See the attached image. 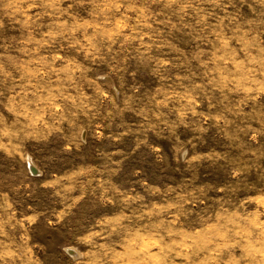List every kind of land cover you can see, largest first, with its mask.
I'll return each mask as SVG.
<instances>
[{"label":"rangeland","instance_id":"obj_1","mask_svg":"<svg viewBox=\"0 0 264 264\" xmlns=\"http://www.w3.org/2000/svg\"><path fill=\"white\" fill-rule=\"evenodd\" d=\"M0 264H264V0H0Z\"/></svg>","mask_w":264,"mask_h":264}]
</instances>
